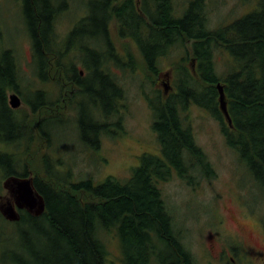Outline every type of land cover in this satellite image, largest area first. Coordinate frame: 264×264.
Listing matches in <instances>:
<instances>
[{"label": "trees", "instance_id": "trees-1", "mask_svg": "<svg viewBox=\"0 0 264 264\" xmlns=\"http://www.w3.org/2000/svg\"><path fill=\"white\" fill-rule=\"evenodd\" d=\"M15 1L24 18V35L30 40V72L12 47L1 52L0 149L24 142V151L0 153V177L33 173L46 210L41 216L22 211L15 223L0 214V264H115L105 241L112 232L120 238L123 264H194L174 228L160 183L171 177L170 166H180L183 153L205 156L182 113L189 104L203 105L223 122L217 89L221 83L236 130L233 141L241 150L259 153L242 161L264 185V0H259L257 10L214 30L208 24L206 0L192 1L183 15L177 14L173 0H90L93 9L70 24L63 36L58 21L68 11L69 0ZM90 25L93 35L87 29ZM177 47L191 51L172 64L175 92L165 97L156 89L146 97L164 158L144 156L141 166L124 180L108 176L98 183L93 178L74 181L73 172L59 171L57 166L63 162L51 156V142L44 135L35 136L25 125L27 120L37 118L39 111L43 122H58L65 115L71 84L74 90L86 87L88 105H101L108 116L113 111L109 105L126 97L113 66L132 73L141 69L156 85L160 61ZM217 50L233 57L223 76L216 68ZM124 57L131 61L126 63ZM35 83L39 88L32 92ZM46 84L51 85L48 90ZM13 90L31 104V115L24 112L25 124L20 128L5 99L6 91ZM81 123V135H86ZM226 129L223 123L224 133ZM19 132L23 137L13 140Z\"/></svg>", "mask_w": 264, "mask_h": 264}, {"label": "rangeland", "instance_id": "rangeland-1", "mask_svg": "<svg viewBox=\"0 0 264 264\" xmlns=\"http://www.w3.org/2000/svg\"><path fill=\"white\" fill-rule=\"evenodd\" d=\"M173 1L177 14L180 13L181 15L194 0ZM206 2L208 24L214 30L252 12L256 9L259 0H206ZM69 4L68 11L64 12L58 21V31L61 36L65 34L70 24L74 25L77 19L87 15L94 7L90 0H69ZM25 27L19 1L0 0V52L7 47H12L19 57L22 67L27 72H30L28 62L31 55V47L29 38L24 35V32H26ZM87 29L92 35L94 34V27L90 25ZM101 37V35L98 36V38ZM95 42L96 40H94ZM126 43L128 44L127 41ZM189 50L191 51V48ZM189 50L177 47L160 61V74L164 79L172 64L177 62L185 54V51L190 53ZM134 53L137 58L136 61L139 63L141 57L136 48ZM124 58L123 61L126 63L131 61L129 57ZM215 61L218 74L223 76L228 70V54L217 50L215 52ZM81 66V62H79L78 68L83 70L84 68ZM116 71L120 76V82L126 90L125 102L129 105L128 114L124 121L126 133L124 138L115 141L105 137L104 148L109 150L104 153L102 162H98L95 156L88 157L83 155V153H77L82 144L76 138L77 128L65 125L68 121L53 122L48 127L54 137L51 145L52 157L55 161L63 162L62 165L57 166V169L64 173L73 172L74 181L93 178L95 183H98L104 181L108 176H115L122 180L124 178L127 179L133 173V169L137 167L136 162L139 156L136 157V162H134V155L139 154L142 150L155 151L157 150L155 147H159L155 133L150 127V110L146 100V97L152 95V92L157 89L155 80L153 78L148 79L141 69H138L137 73H128L127 70L121 67L116 69ZM28 80L25 82H28ZM174 80L175 76L172 72L173 85ZM36 85L37 83H35L34 89H37ZM44 87L45 90H48L51 85L46 84ZM30 90L33 92L31 88ZM89 102V99H85V103L89 104ZM182 115L191 123L198 146L203 149L212 161L217 172V177L212 180V183L207 181L202 185V189L198 190L189 187L177 176H171L168 181L161 184L165 200L174 218V227L177 230L184 231L186 236L184 241L189 244L192 252L196 253L200 233L202 229H207V218L211 217V209L214 208L210 205L218 197L219 193L225 194L224 201L221 203L235 209V215L239 214V207L232 200L230 185L235 181V171L240 170L243 172V166L226 147L218 125L212 118H204L193 106L183 112ZM50 160L52 161L51 158ZM52 166L56 168L53 162ZM238 177H242L240 184L242 186L247 187L251 182L250 177L246 174L243 176L238 175ZM5 179L6 177H0L1 194L6 193L3 189ZM237 187V184H234V188L237 189ZM220 209L223 210V207ZM253 209L256 216L264 220V204L257 205ZM105 241L115 264H123L120 260L121 256H123L120 238L115 235V232H112L106 234ZM258 264H264V262L260 261Z\"/></svg>", "mask_w": 264, "mask_h": 264}, {"label": "flooded vegetation", "instance_id": "flooded-vegetation-1", "mask_svg": "<svg viewBox=\"0 0 264 264\" xmlns=\"http://www.w3.org/2000/svg\"><path fill=\"white\" fill-rule=\"evenodd\" d=\"M254 10H257V7ZM225 53L228 54L232 62L233 57H231V54L229 52ZM191 66L192 68H195V61L191 62ZM126 70L128 73H130L129 69ZM113 72L114 75H117L115 77L116 81H119L120 76L118 75L114 66ZM172 72L173 70L171 67L170 71L167 73V75H165V79L160 74L161 72L159 73V77L157 78V90L162 91L165 97L175 92V87L172 84ZM80 75L82 78H85L86 71L80 70ZM15 79L16 81H19L18 76H16ZM165 85H167V88H165ZM30 88L34 92L38 90L39 87H36L37 89H34V86ZM98 90L101 91L100 88H98ZM102 90L104 89L102 88ZM67 91L69 93L68 97L65 99V115L60 117L58 121H68L65 125L77 128V132L75 133L77 136H75L82 144L81 148L77 150V153H83V155H86L88 157L95 156L98 162H102V160H104V153L109 150L107 148H104L105 137H108L112 141L120 140L125 137L126 129L124 126V121L128 114L127 110L129 107V105L125 102L126 97L123 100H119L120 103H113V105L110 104V107L113 106V111L111 114L106 116L104 113V108H102L101 105L95 108L85 103L84 96H87L86 94H88V90L86 87H75L74 90V87L71 84L70 89H67ZM77 91H80V93H77ZM14 93L19 95L22 100L23 105L19 109H13L9 104L10 95ZM115 97L116 96H114V99ZM5 99L7 106L18 117V127L20 128L21 125L25 124V121L22 120L25 115L24 112L27 111L28 114L31 115L30 102L26 101L21 92L19 93V91L15 90H13L12 92L6 91ZM101 103L103 104V102ZM117 105H119V108H117V111L115 112L114 107H116ZM120 106L124 108L120 109ZM192 106L201 114V116H203L204 118L210 117L214 122H216L219 131L221 132V135L225 141L226 147L243 166V172H241L240 170L235 171V181L232 185H230V188L232 189V200L238 205L239 214L235 215V209H232L229 206L221 203L222 201H224L225 194L219 193L218 197L210 205L214 208L211 209V217L207 218V229H202L200 233L196 253H193L189 244L184 241L186 239L184 231L177 230L175 227L174 228L178 233L181 243L184 244L187 252H189V254L191 255L192 261L195 262H193L194 264H258V262L260 261L264 262V220L261 217L256 216L253 209L257 205L264 204V185L256 179L251 169L242 161L245 158L259 156V153L241 150V146L234 143L233 137L236 132L234 124L228 123L224 113L220 108V103L218 108L224 117L223 122L218 120L215 117L214 113L208 110L206 106L189 104L188 108L190 109V107ZM149 110L151 117L150 127L152 128L153 112L150 108ZM81 120V124L87 129L86 135H81V125L79 126V122H81ZM55 121L57 122V120ZM48 123V121H42V119L40 118V112L38 111L37 118H35L34 115L33 120L28 119L25 125H27L29 130H32L35 133V136L39 137L44 135L45 141L49 140L48 142H51L52 144V141H54V137L50 130H48L50 128H46L50 125ZM223 123H225L227 126L225 133L223 132ZM47 131L51 134L49 135ZM21 136L23 137L22 133L17 134L16 136L14 135L13 140L17 138V140L19 141V139H21ZM23 143L24 142H19L17 145H11L8 148H2L0 149V153L6 156H9L13 153L21 155L24 151V147L22 146ZM155 148H157V150L155 151L148 152L146 150H142L139 154L134 155V162H136V157L139 156L136 162L137 167L141 166L142 158L144 156L154 155L159 158H164V154L161 151L160 146ZM48 150L46 148L44 149L45 152H47ZM204 154V157H196L194 155L186 153L185 158L181 163H179V167L170 166L171 176H177L181 179V181L195 190L202 189V185L207 181H209V183H212V180L217 177L216 168L213 166L212 161L209 159L205 152ZM52 155L53 153H51V156ZM245 174L250 177L251 181L247 185V187L240 185L242 177H238V175L243 176ZM163 182H161L160 184H162ZM234 184H237V189L234 188ZM0 195L4 194L0 193ZM222 207L223 210L220 209Z\"/></svg>", "mask_w": 264, "mask_h": 264}, {"label": "water", "instance_id": "water-1", "mask_svg": "<svg viewBox=\"0 0 264 264\" xmlns=\"http://www.w3.org/2000/svg\"><path fill=\"white\" fill-rule=\"evenodd\" d=\"M167 88V85H165ZM219 91V103L228 123L232 120L228 111L224 87L217 84ZM167 90V89H166ZM10 107L19 109L22 107V100L17 94L10 95ZM4 195H0V213L9 222H19L21 211H27L33 216H41L46 210V202L42 194L37 190L34 183V175L27 177L10 176L3 182Z\"/></svg>", "mask_w": 264, "mask_h": 264}, {"label": "bare ground", "instance_id": "bare-ground-1", "mask_svg": "<svg viewBox=\"0 0 264 264\" xmlns=\"http://www.w3.org/2000/svg\"><path fill=\"white\" fill-rule=\"evenodd\" d=\"M88 91H89V90H88ZM185 111H186V110H185ZM185 111H184V112H185ZM50 134H51V133H50ZM186 153H187V152L183 153L182 156H181L180 158L184 159L185 156H186Z\"/></svg>", "mask_w": 264, "mask_h": 264}]
</instances>
